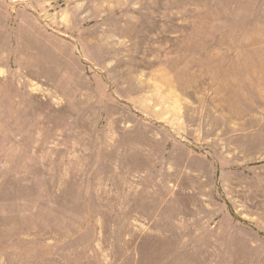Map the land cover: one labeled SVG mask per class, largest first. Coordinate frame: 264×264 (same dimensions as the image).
Here are the masks:
<instances>
[{
    "label": "rangeland",
    "instance_id": "rangeland-1",
    "mask_svg": "<svg viewBox=\"0 0 264 264\" xmlns=\"http://www.w3.org/2000/svg\"><path fill=\"white\" fill-rule=\"evenodd\" d=\"M0 264H264V0H0Z\"/></svg>",
    "mask_w": 264,
    "mask_h": 264
}]
</instances>
